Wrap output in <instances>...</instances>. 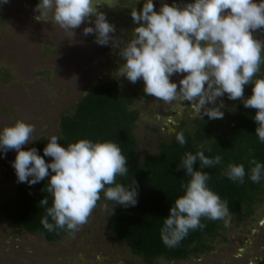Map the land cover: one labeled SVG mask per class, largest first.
<instances>
[{
  "label": "clouds",
  "instance_id": "9594fccd",
  "mask_svg": "<svg viewBox=\"0 0 264 264\" xmlns=\"http://www.w3.org/2000/svg\"><path fill=\"white\" fill-rule=\"evenodd\" d=\"M9 2L0 0V7ZM121 3L131 0H39L34 20L73 33L87 22L84 36L94 34L98 45L112 42L119 47L124 63L115 76L132 84L142 80L145 95L165 103L188 104L195 117L222 119L225 105L223 100L217 103L218 98L227 94L229 100H241L245 108L257 110L252 117L257 125L255 135L264 143V75H258L264 64V42L254 35L264 29V0H192L184 5L173 0L171 4L163 3L158 11L154 0H144L142 9L131 10L138 26L119 46L115 44L116 26L99 9L102 5L115 8ZM176 75L182 76L179 87L172 79ZM249 85L252 95L245 96ZM34 132V125L23 120L0 129V153H17L11 164L18 183L33 186L48 178L42 191L50 194L52 204L48 207L46 197L39 201L46 208L41 220L45 229L77 232L88 222L101 193L105 201L112 202L111 207L104 204L109 216L117 206L130 208L138 204V182L117 181L118 176L128 175L129 168L127 157L116 143L79 139L62 146V137L57 134L47 138L40 155L36 147H23L38 139ZM176 140L181 146L186 144L183 133H177ZM202 148L195 154L186 152L178 165L189 179L182 183L183 194L173 201L163 219L160 235L168 248L177 247L190 231L206 227L202 217L225 220L230 215L228 202L211 189L210 173L204 171L223 165V157L206 156ZM45 157L51 159L46 161ZM197 162L199 168L195 167ZM248 164L246 171L243 164L228 163L222 175L240 184L246 175L253 183L264 180V163L252 157Z\"/></svg>",
  "mask_w": 264,
  "mask_h": 264
},
{
  "label": "rangeland",
  "instance_id": "374dc122",
  "mask_svg": "<svg viewBox=\"0 0 264 264\" xmlns=\"http://www.w3.org/2000/svg\"><path fill=\"white\" fill-rule=\"evenodd\" d=\"M172 2L154 0L155 10ZM189 2L192 0H177L181 5ZM143 3L144 0H131L115 8L100 7L116 26V45L123 46L131 38L138 26L132 20L131 10L142 9ZM36 5L31 0H10L0 7V129L16 120L34 125L38 139L24 145L25 150L42 137L61 135L62 115L73 112L82 97L97 85L111 80L119 82L122 92L137 90L142 94L135 104L141 116L134 129L137 160L159 152L163 142L180 133L184 122L186 129L194 130L196 117L190 105L165 103L145 95L142 80L132 84L115 76L124 63L118 54L119 47L112 42L98 45L94 34L84 36L87 22L73 33L50 22L35 21ZM254 35L264 42V29ZM181 78V75L172 77L177 83ZM220 100L226 113L233 101L227 94L218 98L217 103ZM16 154L15 150L6 155L0 153V205L17 194V176L11 164ZM105 203L101 200L86 224L58 242L30 234L0 216V264H146L112 232L110 223L114 214L109 216ZM225 220L227 226L224 221L219 236L211 242L213 250L188 260L160 258L158 264H264V196L253 215Z\"/></svg>",
  "mask_w": 264,
  "mask_h": 264
},
{
  "label": "trees",
  "instance_id": "16d2710c",
  "mask_svg": "<svg viewBox=\"0 0 264 264\" xmlns=\"http://www.w3.org/2000/svg\"><path fill=\"white\" fill-rule=\"evenodd\" d=\"M31 1L35 4L39 2ZM258 75H264V64ZM251 95L252 86L249 85L245 88V96ZM141 97L142 94L137 90L122 92L116 80L102 82L82 97L73 112L62 115V139L59 142L62 146L79 139L110 140L116 143L127 157L129 168L128 175L118 176L117 181L124 184L130 183L132 179L137 181L139 196L135 207H116L110 229L146 264H158L160 258L188 260L215 248L211 242L219 236L225 220L202 217L201 223L206 227L190 231L175 248L164 245L160 235L163 219L168 216L173 201L183 194L182 183L189 179L184 169H178V165L186 152L195 154L201 150V146L206 156L221 155L223 165L204 169L211 176L209 186L222 200L228 202V217L253 215L256 204L264 196V180L253 183L246 175L245 182L240 184L223 176L222 170L228 163H236L243 164L247 171L248 160L252 157L264 163V143L255 135L257 125L252 119L257 110L245 108L241 100L233 101L222 119L211 120L206 116L204 119L197 118L193 131L182 125L180 133L186 138L185 145L181 146L175 136L171 141L163 142L159 152L139 161L135 157L138 142L134 129L141 117L135 104ZM47 143V137H42L32 147H36L39 154L43 155ZM45 159L48 161L51 158ZM195 167L199 168V162ZM47 179L33 186L18 183L16 196L1 203L0 216L30 234L42 235L50 242H58L69 233L60 229L50 232L41 223L46 208L39 205V201L46 197L49 200L48 207L52 204L50 194L42 191ZM106 202L109 207L112 206V202ZM49 222L52 223L51 218Z\"/></svg>",
  "mask_w": 264,
  "mask_h": 264
},
{
  "label": "flooded vegetation",
  "instance_id": "af4514ba",
  "mask_svg": "<svg viewBox=\"0 0 264 264\" xmlns=\"http://www.w3.org/2000/svg\"><path fill=\"white\" fill-rule=\"evenodd\" d=\"M197 118H198V117H196V118L194 119V121H193V122H195V121L197 120ZM184 124H185V122H184L182 125H184Z\"/></svg>",
  "mask_w": 264,
  "mask_h": 264
}]
</instances>
